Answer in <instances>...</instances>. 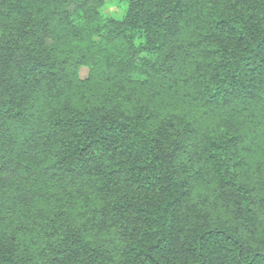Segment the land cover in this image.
<instances>
[{
    "label": "trees",
    "instance_id": "trees-1",
    "mask_svg": "<svg viewBox=\"0 0 264 264\" xmlns=\"http://www.w3.org/2000/svg\"><path fill=\"white\" fill-rule=\"evenodd\" d=\"M122 1L0 0V264H264V0Z\"/></svg>",
    "mask_w": 264,
    "mask_h": 264
},
{
    "label": "rangeland",
    "instance_id": "rangeland-1",
    "mask_svg": "<svg viewBox=\"0 0 264 264\" xmlns=\"http://www.w3.org/2000/svg\"><path fill=\"white\" fill-rule=\"evenodd\" d=\"M124 9V3L122 0H105V4L101 8V13L106 17H119L122 15ZM87 70L82 68L80 70L81 76L86 75Z\"/></svg>",
    "mask_w": 264,
    "mask_h": 264
}]
</instances>
